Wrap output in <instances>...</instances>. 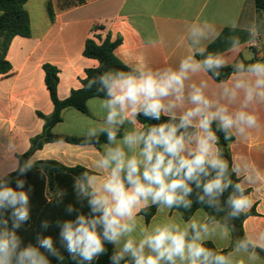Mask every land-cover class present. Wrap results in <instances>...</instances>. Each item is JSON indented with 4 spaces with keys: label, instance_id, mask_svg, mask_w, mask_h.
I'll use <instances>...</instances> for the list:
<instances>
[{
    "label": "clouds",
    "instance_id": "9594fccd",
    "mask_svg": "<svg viewBox=\"0 0 264 264\" xmlns=\"http://www.w3.org/2000/svg\"><path fill=\"white\" fill-rule=\"evenodd\" d=\"M231 26L235 28L236 24ZM209 27L207 22L203 27L194 24L190 34L207 38ZM248 31L251 37L258 35L255 26ZM231 50L239 52L238 40ZM205 51L206 46L192 49L178 68L152 69L141 63L132 68L125 66L128 70L110 69L90 81L89 86L98 80L102 85L98 91L106 90L101 106L107 113L99 132L107 133L108 143L96 162V168L105 175L85 171L81 176L86 185L79 178L76 182L81 193L88 196L92 215L81 213L60 224L59 244L77 264H91L107 254L106 244L114 248L109 257L113 264L121 260L124 264H245L244 259L234 258V253L241 252L248 264L260 259L256 249L264 252V233L258 241L241 238L233 252L225 254L223 249L215 251L206 246L214 229L195 219L183 228L163 223L150 231L142 230L139 239L133 236L137 216L148 208H190L188 197L194 191L193 184L200 190L197 202L215 205L217 211L222 210L219 197L232 187L226 201L231 208L229 217L238 218L252 208L242 182L234 183L228 175L229 163L219 147L217 132L224 133L225 141H231L233 136L247 137L249 130L262 127L256 106L264 105V57L247 65L243 61L232 65L228 80L220 81L221 99L226 103L205 94L207 81L190 84L188 100L193 106L177 115L175 109L183 107L186 81L209 70V79L219 77L220 69L228 67L221 53L210 52L202 60L196 59ZM241 94L239 107L232 108ZM140 116L160 122L149 124L146 130L133 127L117 140V126L134 124ZM190 128L194 131L188 132ZM192 144L195 147H190ZM231 171L239 180V167L234 164ZM23 183L18 180L13 188L7 179L0 181V264H52L49 256L63 260L52 235L37 236L35 243L21 247L23 238L18 230L30 219L29 195ZM222 235H228L226 227Z\"/></svg>",
    "mask_w": 264,
    "mask_h": 264
},
{
    "label": "crops",
    "instance_id": "0c3cea01",
    "mask_svg": "<svg viewBox=\"0 0 264 264\" xmlns=\"http://www.w3.org/2000/svg\"><path fill=\"white\" fill-rule=\"evenodd\" d=\"M49 5L52 17L48 14ZM25 9L30 17L31 36H17L12 40L7 53L12 69L0 75V180L19 169L18 156L25 155L32 139L42 134L45 121L39 114L49 116L54 111L43 66L50 64L59 70V100H65L72 91L80 89L86 70L99 65L97 60L84 56L85 43L93 36L96 26L104 28L103 36L110 33L112 40L121 39L115 55L130 68L141 63L152 69L178 68L181 59L202 46H206L207 51L203 56L198 54L196 59L202 60L210 52L221 53L228 66L264 57V18L257 12L254 0H28ZM205 22L210 26L207 38L190 34L194 24L203 27ZM233 22L235 28L231 26ZM253 26L258 33L255 37L248 31ZM235 40L239 41L238 53L231 50ZM209 77L208 73L201 72L186 81L183 107L175 109L177 115L193 106L188 100L189 85L199 84L201 80L207 81L205 94L210 99L226 103L221 99L223 86ZM242 99L241 94L231 107H239ZM101 101L102 98L90 99L88 114L65 109L52 133L79 138L100 135L99 128L105 124L107 113ZM256 110L262 127L249 130L247 137L234 136L229 144L232 163L240 169L239 182L248 191L245 195L252 201L251 209L256 211V215L249 216L243 224L244 235L251 241H258L264 233V105H257ZM117 127L121 130L117 140L133 127L141 129L136 119L134 124L125 122ZM104 145L47 143L31 155L28 165L55 161L68 168L80 166L103 176L105 173L96 168V162L105 151ZM192 219L205 223L208 216L198 210L185 220L178 211L164 208L146 221L140 213L133 236L139 239L142 230L150 231L163 223L183 228ZM209 226L214 229L209 242L214 241L219 250L229 248L232 237L228 228L225 237L222 235L224 225L212 222ZM233 255L248 264L243 252ZM256 264H264V258L260 257Z\"/></svg>",
    "mask_w": 264,
    "mask_h": 264
},
{
    "label": "trees",
    "instance_id": "16d2710c",
    "mask_svg": "<svg viewBox=\"0 0 264 264\" xmlns=\"http://www.w3.org/2000/svg\"><path fill=\"white\" fill-rule=\"evenodd\" d=\"M28 0H0V75L8 74L12 67L7 60V53L11 45L12 40L17 37L28 38L31 36L30 17L25 9V4ZM257 12L264 18V0H254ZM48 14L52 17V10L50 5L48 6ZM104 28L102 26H96L93 36L89 38L85 43L84 56L90 59L98 61L99 65L93 69L86 70V77L82 80V87L78 90L71 92L70 96L65 100H59L57 97V87L59 83V70L57 67L45 64L43 70L45 72V85L50 93L51 100L54 105V111L49 116L39 114V116L45 121L44 129L41 135L32 139L30 150L23 156H18L20 166L19 169L13 174L9 175L6 179L10 181V186L16 188L17 181H23V190L29 195V208L30 219L22 225L18 230V233L23 238L21 247H24L28 242L35 243L37 236L52 235L57 240V247L60 249L64 256L63 260H57L55 257L49 256L52 260V264H77V261L71 260L68 253L64 251V248L59 244V232L60 224L64 220L75 219L78 214H85L91 216V210L88 205V196L81 193L80 189L76 186L77 179L81 182L86 181L81 173L91 171L77 166L68 168L55 161H40L33 165H28V160L31 155L38 149H41L47 143L65 142L75 145H93L100 147L103 144H107V133H101L98 136L79 138L66 135H56L52 133V128L61 122L62 112L65 109H74L84 114H88L87 102L94 98H105V91H98L101 88V83L97 80L95 83H91L93 77H97L100 74L108 70H128L125 65L115 55V49L121 44V39L117 38L112 40L111 34L106 33L104 36L101 34ZM253 62H245V65ZM233 71L232 66L220 69L221 75L219 77L212 78L214 81L220 83V81H227L229 74ZM212 76V70L207 72ZM143 129L146 130L149 124L159 123L160 121L146 120L143 116L135 118ZM166 119L161 117V120ZM178 122V121H177ZM213 129H216V125L213 124ZM194 131L188 129V132ZM220 137L219 147L222 150L223 157L229 163L228 175L234 183L239 182L235 172H232L233 167L229 144L235 139L232 137L231 141H225L224 133L217 132ZM121 136V130H119L117 138ZM97 138L99 142L97 143ZM21 169H24L21 171ZM2 181V180H0ZM194 191L188 197L192 201L190 208H184L183 206L173 208L172 210L178 211L185 220H189L195 212L203 210L206 212L208 219L205 223L210 224L212 222H218L225 227L231 233L232 244L229 248L223 249L225 254L230 253L235 248L237 242L244 238L243 224L249 216L256 215L255 209H251L249 212L242 213L238 218L229 217L228 213L231 208L227 205L226 201L233 188L229 187L222 196L219 197L220 207L222 210L217 211L215 205H209L208 203L197 202V193L200 191L195 188ZM245 191L244 194H247ZM208 200V197H205ZM69 207L73 210L69 211ZM157 209L155 207L148 208L141 213L146 219L150 221L155 215ZM47 225V226H45ZM213 248L215 251H220L215 247L212 242H208L207 245ZM108 249L107 254L100 256L91 264H113L109 257L111 256L114 248L110 244H106ZM43 251V250H42ZM259 252L260 257L264 258V252H261L259 248L256 249ZM88 264V262H84ZM119 264H124L121 260Z\"/></svg>",
    "mask_w": 264,
    "mask_h": 264
}]
</instances>
